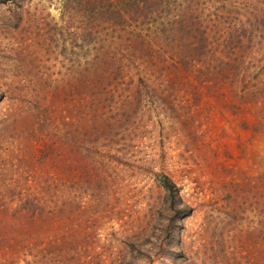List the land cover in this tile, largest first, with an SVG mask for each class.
<instances>
[{
  "label": "rangeland",
  "instance_id": "374dc122",
  "mask_svg": "<svg viewBox=\"0 0 264 264\" xmlns=\"http://www.w3.org/2000/svg\"><path fill=\"white\" fill-rule=\"evenodd\" d=\"M0 264H264V0H0Z\"/></svg>",
  "mask_w": 264,
  "mask_h": 264
},
{
  "label": "trees",
  "instance_id": "16d2710c",
  "mask_svg": "<svg viewBox=\"0 0 264 264\" xmlns=\"http://www.w3.org/2000/svg\"><path fill=\"white\" fill-rule=\"evenodd\" d=\"M161 182L163 186L166 188V190H168L171 194L174 193L175 185L166 175H163Z\"/></svg>",
  "mask_w": 264,
  "mask_h": 264
}]
</instances>
